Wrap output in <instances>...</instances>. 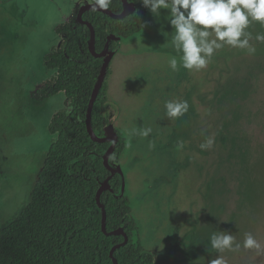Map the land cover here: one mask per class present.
Instances as JSON below:
<instances>
[{"label": "rangeland", "instance_id": "rangeland-1", "mask_svg": "<svg viewBox=\"0 0 264 264\" xmlns=\"http://www.w3.org/2000/svg\"><path fill=\"white\" fill-rule=\"evenodd\" d=\"M132 5L142 0H128ZM91 0H0V230L31 202L56 139L49 126L66 107L59 93L42 102L34 92L55 71L44 65L62 36L56 28ZM147 9L141 31L122 40L110 64L107 114L126 139L121 157L133 216L156 264H264V25L252 22L247 49L225 45L208 66L188 70L172 42L168 10ZM187 101V113L167 116L166 103ZM151 128L148 137L139 133ZM213 138L210 149L200 145ZM154 145V147H150ZM227 230L238 251L212 249V233ZM246 233L261 245L244 249ZM197 236L198 249H190Z\"/></svg>", "mask_w": 264, "mask_h": 264}, {"label": "trees", "instance_id": "trees-1", "mask_svg": "<svg viewBox=\"0 0 264 264\" xmlns=\"http://www.w3.org/2000/svg\"><path fill=\"white\" fill-rule=\"evenodd\" d=\"M109 9L121 14L122 0H111ZM146 18L147 9L142 4H136L135 12L123 20L98 11L82 16L95 28L97 53L117 48V42L109 40L108 28L122 40L127 39L141 31ZM56 33L62 36L61 44L44 58L45 67L56 73L33 93L32 99L42 102L64 93L66 107L54 115L49 126L56 139L38 174L31 202L14 222L0 230V264H114L111 251L124 242V236L103 233L102 211L96 200L99 188L110 176L103 156L111 144L94 142L86 125L88 104L103 59L95 58L89 50L91 33L87 25L70 19L58 26ZM109 75L110 67L92 112L93 130L101 138L111 125L106 111ZM116 131L119 142L110 157L111 166L120 164L127 148V139ZM109 184L112 190L101 196L107 231L122 229L129 237L128 243L114 252L118 264H156L155 254L143 247L124 176L117 174ZM190 249H198L195 234Z\"/></svg>", "mask_w": 264, "mask_h": 264}, {"label": "clouds", "instance_id": "clouds-1", "mask_svg": "<svg viewBox=\"0 0 264 264\" xmlns=\"http://www.w3.org/2000/svg\"><path fill=\"white\" fill-rule=\"evenodd\" d=\"M110 3L111 0H95L93 10L108 9ZM142 3L154 15L161 9L170 14L169 23L174 29L172 42L177 52H182L179 62L175 56L168 59L173 71L178 70V63L188 70L205 69L214 53L225 45L254 52L255 48L250 45L253 35L246 29L252 22L264 25V0H142ZM255 40L264 42V34L257 33ZM165 107L169 118H178L187 113L189 104L186 100L169 101ZM151 132V128H146L139 135L148 137ZM213 144V138L209 137L200 147L207 150ZM235 241V236L227 230L214 232L210 237L212 249L221 253L238 251L241 244ZM242 246L256 249L258 253L261 249L251 233L245 234ZM210 264H226V260L221 255Z\"/></svg>", "mask_w": 264, "mask_h": 264}, {"label": "water", "instance_id": "water-1", "mask_svg": "<svg viewBox=\"0 0 264 264\" xmlns=\"http://www.w3.org/2000/svg\"><path fill=\"white\" fill-rule=\"evenodd\" d=\"M94 3L95 2L90 3V4H86L78 10L76 22L80 25L85 24L89 27L90 33H91L90 38L88 40L89 50L95 58H102L103 59L101 71H100V74L97 78L95 88L93 90L90 102L88 104L87 115H86V125H87L88 134L94 142L99 143V144H102V143H110L111 144L109 149L107 150V152L103 156L104 166L107 168V170H109L110 176L105 180V182L99 188V190L97 192L96 200H97V204H98L99 208L102 211V216H103V218H102V231H103V233L106 235H109V236H111V235L124 236V242L115 246L111 251V257L113 259V263L118 264L117 259L114 257V252L117 249H119L121 246L126 245L129 241V237L124 232V230H122V229L114 230L112 232L107 231V212H106L105 206L101 203V196L104 193V191L112 190V187L109 184V182L112 179H114L117 174L124 176V172H123L120 164H117L116 166H111L109 163L110 157L115 152L116 147L118 145L119 135H118L115 127L113 125H109L106 128V136L102 137V138L98 137L95 134L93 127H92V112H93L94 104L98 98V95H99V93L103 87V84L105 82V79L107 77V73H108V69L110 67L111 61L113 60L116 52L118 51V49L120 48V46L122 44V38L112 34L110 31V28H108L109 40L111 42H113V41L117 42V48L115 50H106L103 53H97L95 28L93 27L92 24L84 22L82 19V16L84 13H86L88 11H98V12H101V13L111 17L112 19L123 20L135 12L136 5H132L128 0H122L123 10H122L121 14H114L109 8L105 9V10H100V9L93 10Z\"/></svg>", "mask_w": 264, "mask_h": 264}, {"label": "flooded vegetation", "instance_id": "flooded-vegetation-1", "mask_svg": "<svg viewBox=\"0 0 264 264\" xmlns=\"http://www.w3.org/2000/svg\"><path fill=\"white\" fill-rule=\"evenodd\" d=\"M93 3V2H92ZM80 9V8H79ZM78 13V12H77Z\"/></svg>", "mask_w": 264, "mask_h": 264}]
</instances>
